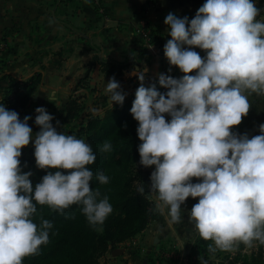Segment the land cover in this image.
<instances>
[{
	"label": "clouds",
	"instance_id": "1",
	"mask_svg": "<svg viewBox=\"0 0 264 264\" xmlns=\"http://www.w3.org/2000/svg\"><path fill=\"white\" fill-rule=\"evenodd\" d=\"M259 13L256 0H205L191 19L169 12L164 23L171 39L163 46L164 55L184 75L158 73V84L168 89L161 92L157 82L145 86L144 71L129 73L141 82L130 112L142 141L139 163L155 165L150 190L160 202L157 209L164 214L167 208L171 226L182 221L186 199L199 197L189 219L201 238L214 242L212 251H231L240 242L264 245V123L251 138L232 129L249 113V97L264 96V21L257 19ZM185 45L207 50L206 55ZM193 70L194 75L188 74ZM105 92L112 104L123 105L127 93L115 77ZM35 112L40 130L34 134L31 116L21 120L0 104V264H23L24 257L48 243L52 222L42 220L38 230L31 219L37 203L60 213L82 205L93 227L103 225L113 211L109 198L99 199L100 191L90 187L93 172L86 166L96 160L92 147L58 132L45 107ZM30 140L38 168L71 171H48L33 186V173L22 171L19 159ZM111 148L106 141L101 151ZM193 177L201 179L194 183ZM98 179L109 181L103 172Z\"/></svg>",
	"mask_w": 264,
	"mask_h": 264
},
{
	"label": "crops",
	"instance_id": "2",
	"mask_svg": "<svg viewBox=\"0 0 264 264\" xmlns=\"http://www.w3.org/2000/svg\"><path fill=\"white\" fill-rule=\"evenodd\" d=\"M204 2L205 0H94L98 6L96 10L89 0L69 4L61 0H0L1 72L21 82L40 72L41 83L27 108L26 116H31L28 125L31 128L37 125L35 117L38 113L35 109L43 106L54 116L53 125L70 128L78 122L63 120L64 107L81 77L88 75L89 88H80V93L86 96L85 113L97 105L95 109L98 111L104 101L109 107L115 104H112L109 94L105 92L106 83L112 77L100 69L97 60L120 62L137 59L139 46L136 30L139 27L146 24L150 29L156 30L160 39L166 43L171 36L164 23L165 16L173 12L179 17L187 15L191 19ZM92 47L95 49H90ZM185 47L194 48L202 56L197 46ZM133 68L144 71L145 79H158V73L175 78L184 75L178 66L170 65L165 55H160L155 49L149 52L146 61L128 67L122 79L117 80L127 93L126 97L141 83L136 75L129 74ZM195 72L193 70L188 74L194 75ZM2 97L3 92H0V104ZM249 100V113L232 129L239 134L247 133L251 138L260 134L259 125L264 123V96L253 94ZM167 119L170 120L171 117L168 116ZM194 182L199 180L195 179ZM161 219L167 222L166 218ZM159 226L156 224L155 231H167V225L164 229ZM134 243L135 241L121 243L109 249L98 264H141L140 256H151L148 254L151 248L135 251L131 246ZM123 246L128 247L125 250ZM145 259L142 264H146Z\"/></svg>",
	"mask_w": 264,
	"mask_h": 264
},
{
	"label": "trees",
	"instance_id": "3",
	"mask_svg": "<svg viewBox=\"0 0 264 264\" xmlns=\"http://www.w3.org/2000/svg\"><path fill=\"white\" fill-rule=\"evenodd\" d=\"M72 3L78 0H61ZM98 9L94 0H89ZM256 6L260 9L257 19L264 21V0H259ZM147 31V38L141 34L137 36L138 58H131L125 61H103L97 60L100 69L107 75L122 79L125 71L132 65L140 64L149 57L150 50L147 44L157 49L160 55L164 56V41L160 39L156 30L150 29L146 24L142 26ZM149 42H147V40ZM90 49H95L92 47ZM207 50H203L202 57ZM41 73L36 72L24 81L12 79L8 74L1 72L0 61V92H3L2 104L10 110H15L19 118L27 115L28 104L33 93L41 83ZM157 82V88L166 92L163 86L158 84L157 79L149 78L145 86ZM89 88L88 75L81 77L74 87ZM135 92L125 98L123 105L113 104L111 107L102 103L100 112L85 111V103L77 96H70L65 103L63 120L65 122H78L74 128L70 127L69 134L83 139L88 143L96 154L94 163L87 165L92 172L93 178L90 187L93 191L99 190L102 199L109 198L113 211L106 218L103 225L91 226L85 215L82 213V205L73 204L65 209L63 213L53 210L48 205L36 204L37 211L31 219L37 224L38 230L42 220L52 222L49 229V241L42 244L37 254L23 258V264H98L99 259L112 247L127 241L135 234L140 233L147 226L152 212L149 210L151 202L141 192H137L134 185L136 180V162L140 157L138 145L142 143L139 139L136 128V121L130 109L135 99ZM165 118L167 113L164 114ZM82 117V120L79 121ZM34 132L40 130L39 125L34 126ZM110 142V151H101L104 142ZM21 160L22 171H31L33 175L30 180L35 186L48 171L55 173L61 171L65 174L69 169L48 168L40 169L36 165L34 157V143L27 148H22ZM103 172L109 177L106 184H101L98 174ZM35 203V201H34ZM258 251L250 255L238 254L236 257H227L225 264H264V245L259 244Z\"/></svg>",
	"mask_w": 264,
	"mask_h": 264
},
{
	"label": "rangeland",
	"instance_id": "4",
	"mask_svg": "<svg viewBox=\"0 0 264 264\" xmlns=\"http://www.w3.org/2000/svg\"><path fill=\"white\" fill-rule=\"evenodd\" d=\"M197 48L199 52H203V49L201 50L198 46ZM148 79L149 78L145 79V85L148 82ZM70 96H77L81 101H84V103L86 102V96L80 93V88H78L76 91H73L71 95L68 96V98ZM97 107L94 106V108ZM101 110L102 108H100L99 106V110L96 112H100ZM168 116L169 115H167V117ZM75 125L71 127L74 128ZM54 127L57 128L58 132H64L66 135H72L68 133L70 130L68 126L57 127L56 125H54ZM33 133L35 134L34 129ZM33 140H30L29 145L24 146L23 148H27L28 146H30L33 143ZM139 161L140 157L136 162V180L134 181V185L137 189L138 186H143L144 191L142 193L152 204L151 206H149V210L152 212V216L150 217V220L143 231L135 234L133 237H131L127 241H124L123 243L125 244L127 242L135 241L134 244H131V246L135 248V251L138 249L141 250L142 248H151V253H148L151 256L146 255V257H142L143 254L140 256L141 264L144 258H146V264H201L202 261H206L207 264H225L227 257H236L238 256V254L250 255L258 251V245L256 242H254L253 247H248L244 243L240 242L238 243V246H234L231 251H221L219 249H216V251L210 250L209 245L211 244L213 245V247H215L214 242L201 238L194 229V223L189 219L190 210L192 206L198 202L199 197L193 198L190 196L186 199V202L181 205L182 209H184V212L182 210V221L180 223H174L170 226L167 222H163L161 217L166 218L167 220V208H165L164 214H161L158 211L157 205L160 202L156 199V194L150 190V175L154 170L155 165L145 167L141 165ZM193 178L192 182H194L195 179H201L197 177ZM137 192L141 193L138 190ZM156 224H159V228L162 227L163 229L165 228V225H167V231H155ZM127 247L128 246H123L125 250L127 249Z\"/></svg>",
	"mask_w": 264,
	"mask_h": 264
},
{
	"label": "built area",
	"instance_id": "5",
	"mask_svg": "<svg viewBox=\"0 0 264 264\" xmlns=\"http://www.w3.org/2000/svg\"><path fill=\"white\" fill-rule=\"evenodd\" d=\"M147 31H145V30H143V28H142V26L141 27H139L137 30H136V35H139V34H141L142 36H144L145 38H147ZM147 40V42H149V40L148 39H146ZM147 46H148V49L150 50V52H153L154 50H155V48L151 45V44H147ZM202 50V49H201Z\"/></svg>",
	"mask_w": 264,
	"mask_h": 264
}]
</instances>
